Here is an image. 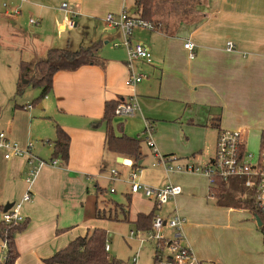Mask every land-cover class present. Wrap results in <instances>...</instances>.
<instances>
[{
	"label": "crops",
	"instance_id": "1",
	"mask_svg": "<svg viewBox=\"0 0 264 264\" xmlns=\"http://www.w3.org/2000/svg\"><path fill=\"white\" fill-rule=\"evenodd\" d=\"M65 3L68 13L62 9ZM132 4L133 0H0V48L5 46L19 55V72L22 61L41 59L51 48L79 50L97 42L100 49L103 43H113L114 47L118 43L115 48L125 49L122 33L105 19L109 14H120L124 8L129 11ZM31 19L37 23L31 24ZM69 20L74 21L72 29L66 26ZM180 21L183 23H176ZM173 22L177 30L172 35L134 30L132 43H140L150 51L151 63L137 60L129 66L126 49L125 53L105 54L101 65H86L54 76L52 91L38 105L41 114L35 117L36 128L26 123L31 114H13L7 125L10 138L25 146L32 139L31 130L33 139L42 144L47 141L46 154L41 156L42 149L35 153L45 164L31 181L30 169L23 161L13 163L0 150V207L21 204L20 214L29 222L27 231L16 238L20 252L16 264H45L44 259L75 238L101 228L96 217L97 206H103L99 203L102 197L97 196V187L103 188L100 180L112 184L108 179L112 162L133 166L132 159L106 149V132L99 122L107 101L122 99L139 107L133 117L136 120H130L127 126L120 123L118 129L114 126L117 136H131L137 132L130 128L142 129V123L148 121L154 127L155 145L175 149L168 154L170 161L178 159L176 152L181 159L204 152L220 131L238 132L246 152L253 141L261 140L264 0H199L191 17L181 16ZM27 32L32 36L30 42L25 40ZM79 32L85 38L78 40ZM188 42L193 45V58L185 48ZM229 42L235 46L233 50L228 49ZM11 61L5 59L2 64ZM132 73L144 76L136 87L125 84ZM22 118L24 125L20 124ZM213 119L218 128L211 125ZM57 125L70 137L69 158L66 164L55 159L58 164L53 166L49 162L53 161ZM192 134L198 137L196 141L190 140ZM165 172L168 181L163 187L178 185L182 194L161 208L148 200L150 204L136 211L132 223L140 213L169 217L177 212L186 220L183 236L199 261L241 264L239 256L243 254V264H264L263 235H256L257 223L243 217L247 212L218 206L209 196V183H199L194 174ZM27 193L31 199L23 202ZM129 196L132 201L133 194ZM4 213V209L0 210V222ZM225 229L232 236L228 242L218 235ZM236 254L237 261L233 260Z\"/></svg>",
	"mask_w": 264,
	"mask_h": 264
},
{
	"label": "trees",
	"instance_id": "2",
	"mask_svg": "<svg viewBox=\"0 0 264 264\" xmlns=\"http://www.w3.org/2000/svg\"><path fill=\"white\" fill-rule=\"evenodd\" d=\"M163 5L169 13L180 14L181 16L191 17L199 3V0H133L128 14L137 20L151 23L155 31H160L165 35L176 33L177 24L172 21H164L156 18L155 10L158 4ZM178 24L182 21L176 22ZM100 45L97 42L91 43L88 47L79 50L51 48L45 57L33 62L22 61L20 64L21 80L26 79L29 84L41 90L35 105H39L42 100L52 91L54 76L61 71H75L86 65H101L103 60L99 53ZM21 80L18 82L17 90H23ZM21 83V85H20ZM124 100L107 101L104 106V114L99 122L105 128L106 149L118 155L125 156L133 160V167L138 168L145 156L142 152V142L139 137H131L124 133L117 136L114 129V119L116 110ZM213 127H217L215 119L212 120ZM57 138L53 142V155L51 160L60 159L65 164L69 158L70 137L61 128L56 126ZM261 151L264 148V131L261 134ZM211 180V179H210ZM245 178H230L223 180L213 177L209 183V196L216 200L220 207L234 208L247 212L256 221L258 218L262 225L259 227L263 235L264 242V210H262L255 200V191L245 185ZM97 196L102 197L103 209L97 206L96 217L98 220L119 221V216L129 220L131 197L128 196L126 204H118L108 198L106 189L97 187ZM107 205V206H106ZM5 207H0L3 210ZM154 213L137 215L134 224L137 231L142 233L152 229ZM29 222L24 220L21 223L0 222V241L7 247V254L4 261L0 264H16L20 257L17 248L16 238L25 233ZM137 233V232H136ZM107 231L102 228L89 230L85 235L72 240L66 247L56 252L51 257L44 259L45 264H126L122 260L111 256L106 251L108 244ZM156 253L154 264L164 263L168 258L167 251L163 249L162 243H155ZM161 252V254L159 253ZM166 260V261H165Z\"/></svg>",
	"mask_w": 264,
	"mask_h": 264
},
{
	"label": "rangeland",
	"instance_id": "3",
	"mask_svg": "<svg viewBox=\"0 0 264 264\" xmlns=\"http://www.w3.org/2000/svg\"><path fill=\"white\" fill-rule=\"evenodd\" d=\"M128 3H130V0H128ZM126 5V4H125ZM121 14V13H120ZM120 14L114 15L115 18H117ZM155 16L156 18L163 19L164 21H169L170 18H173V21H176V18L181 17L180 14L169 13L166 8L161 6L159 3L155 10ZM80 28V27H79ZM139 28H136L137 30ZM78 30V29H77ZM69 33V32H68ZM79 36L77 37L78 40H81L83 37V34L81 35V32H79ZM25 40L31 41L29 38L32 39V36L27 32L26 33ZM1 41V40H0ZM120 42V41H119ZM118 44V43H114ZM124 48H115L113 46V43L109 44H101V51H100V57L103 59L105 58V54H113V53H120L124 52ZM8 58L12 59L11 63H7L5 65L2 64V60H8ZM18 59L19 55L17 53H14L11 50H8V48H5V46L0 48V132H3L7 135L8 138V132L9 128L7 125L11 122V120L14 118V113L19 112L22 114H31L32 116L28 119H26V123L31 128H36V125L38 123V120H35V117H40L41 112L38 110V105H35L36 100L39 98L41 94V90L32 86V84H29L26 79L21 80L20 72L18 70ZM128 60V57H127ZM15 62V63H13ZM14 70L16 72H14ZM16 73V74H15ZM14 76V79H13ZM21 80V83L23 84V90L18 91L17 90V82ZM20 83V85H21ZM43 101V100H42ZM29 106H31L29 108ZM133 117H124V116H116L114 121V126L116 129H118V125L120 123H124L125 126L132 120ZM33 120V122H32ZM136 120V119H133ZM32 122V125H31ZM143 122V121H142ZM20 124H25V119L22 118L20 121ZM50 125V124H48ZM103 127V126H102ZM125 128V127H124ZM105 130V128L103 127ZM133 133L131 136H139L142 142V152L145 156L143 164L138 167L134 168L131 163L125 162L124 164H116L115 162L110 163L108 171L115 170L119 173V176L117 177L116 181L113 182V184H110L106 180H100V186L103 187V189H106L108 197H110L114 202L118 204H126L127 198L131 193V185L133 181L130 179V175L133 171H141L139 181L142 184H146L151 187H163V184H165L168 179L166 177V167L164 164L160 162V157L154 153V149L147 143V133L145 132L146 125L142 123V129H139L138 127H132L130 128ZM118 131V130H117ZM127 133L126 131H124ZM30 135L32 139L35 137L31 130ZM129 135V134H128ZM213 137V136H212ZM29 140L25 146H23L21 143L16 141L13 138H10L11 142L13 144H16L18 149L22 152L20 155H15L11 157V162L13 163H21L23 161L25 168L27 167L30 169V165L28 164V160L34 157H36L35 153H39L42 149V152L40 153L41 156H44L46 154L45 147L47 146V141H45V144H42L39 141H36V139H33L34 141ZM198 137L196 134H192V137H190V140L196 141ZM217 140L218 137H216L214 140L210 142V144L207 146L204 152H197L194 157H188L185 159H181V155L176 152L178 155V159L168 161V166L177 167L179 165L194 167V170L187 171L184 170L185 173H189V176H192L191 174H194V179H196L199 183L207 184L209 183L208 175L205 172V166L208 164L211 158H214L216 155L217 150ZM253 141V140H252ZM157 147V150L159 152V155L164 156L166 158H170L171 152H175V149L171 148L168 149L166 146L164 147ZM36 148V149H35ZM36 150V152H34ZM30 151V153H29ZM179 151V150H177ZM3 153V150H2ZM247 155H251L252 158L244 160L250 164L251 166L258 165L260 161V155H261V144L260 141H253L251 148L246 152ZM5 154V152H4ZM108 155V154H107ZM167 155V156H166ZM111 157V156H110ZM37 158V157H36ZM45 159H49L48 157H42ZM39 159V158H38ZM107 159H109V155L107 156ZM113 160V158H112ZM25 173V171L23 170ZM191 178H188V181ZM152 180L156 181L159 180L160 182H152ZM25 185V184H24ZM28 183H26V188H28ZM114 189L116 192L111 193V190ZM22 198V197H21ZM22 200V199H21ZM21 200L17 202H21ZM149 199L145 197L144 194H133L132 201L130 204V215L129 220H125L122 218V216H119V221L114 220H100L98 221V224L100 227L107 231L108 234V245L110 248L113 249V251L110 253L111 256H114L120 260H122L126 264H154V256L157 251L156 245L154 242L147 241L142 243L139 239L142 234V232L137 231L135 224L132 223V217L134 218V214H136V211L143 210V206L148 203ZM137 203V204H136ZM170 204V203H169ZM167 205V204H166ZM164 206V205H163ZM165 207V206H164ZM170 205H168L166 208H169ZM103 209V206L101 207ZM244 218H249L250 222L253 224H256V221L254 223V219L249 214L243 215ZM137 232L136 235H133L131 232ZM255 233L256 235H262L261 231L259 230L258 225L255 226ZM218 235L222 239H224L226 242H228L229 239L232 238L229 230H224V233L221 234L218 232ZM241 236V235H240ZM218 240V239H216ZM262 240V237H261ZM261 241V245H262ZM263 247V245H262ZM264 249V247H263ZM158 252V251H157ZM261 252H264L261 251ZM0 261H4L6 254H7V247L0 242ZM161 254V252H159ZM237 255H234L233 260L237 261ZM239 256V255H238ZM239 263L243 264L245 262V257L243 254L239 256ZM204 262V261H203ZM220 262L221 259H220ZM205 264H214L212 262H204ZM158 264H164V263H158ZM251 264V262H250Z\"/></svg>",
	"mask_w": 264,
	"mask_h": 264
},
{
	"label": "built area",
	"instance_id": "4",
	"mask_svg": "<svg viewBox=\"0 0 264 264\" xmlns=\"http://www.w3.org/2000/svg\"><path fill=\"white\" fill-rule=\"evenodd\" d=\"M21 2H29L30 0H20ZM67 4L62 5V9L68 13ZM15 14H19L18 10H14ZM106 22L113 28L120 30L123 36L122 45L125 47L129 66L137 60H144L147 63H151V53L142 44L132 43L133 32L136 28L147 29L155 31L151 23L137 20L130 17L126 8H124L121 14L115 18L113 14H109L106 17ZM31 24L37 22L33 19L30 20ZM67 28H74L75 24L73 20H69L66 23ZM119 44H115L118 47ZM233 43H228V49H234ZM185 48L190 51V58L194 57L193 45L188 42ZM132 68V67H131ZM133 69V68H132ZM144 79L141 74L132 73V75L126 80L125 84L128 87H136ZM31 107V106H30ZM29 107V108H30ZM139 109L137 105L129 103H120L116 110V116L134 117L136 111ZM147 133L146 141L154 149V153L160 157V162L165 165L167 172H184V170L192 171L194 167L182 166L177 167L168 166V158L159 155L157 147L154 141V127L152 123L146 121L145 123ZM0 150L5 152V159H11L12 156L20 155L22 152L18 149L16 144H13L7 135L0 132ZM30 153V151H29ZM252 158L251 155H247L246 151L241 146L240 134L238 132L220 131L217 140V150L215 158L205 166V172L208 175L209 183L213 177H219L223 180L230 178H245V185L248 188H252L255 191V200L258 206L264 210V148L261 151L260 161L258 165L251 166L244 159ZM50 165L56 166L58 160L49 162ZM30 165L29 179L35 175L38 168L45 164L43 160L38 157L32 156L28 160ZM141 171H133L130 175V179L133 181L131 185V193H142L145 197L153 201L157 208H161L163 205L168 204L172 200H175L182 194V188L178 185L168 184L162 188L151 187L146 184H142L139 181ZM119 173L115 170H111L109 180L113 184L116 181ZM211 179V180H210ZM115 190L112 189L111 193ZM31 199V195L27 193L23 197V202H28ZM21 204L13 205V207L3 215V220L6 223H21L24 218L20 214ZM186 220L181 217L177 212L169 217H164L161 214H156L152 222V229L148 232L142 233L140 240L142 243L151 241L154 243H162L163 249L167 251L168 258L170 260L164 262V264H205L199 261L191 252L187 246L185 238L183 236V226ZM133 235L137 233L131 232ZM110 250V246L107 244L106 251Z\"/></svg>",
	"mask_w": 264,
	"mask_h": 264
},
{
	"label": "water",
	"instance_id": "5",
	"mask_svg": "<svg viewBox=\"0 0 264 264\" xmlns=\"http://www.w3.org/2000/svg\"><path fill=\"white\" fill-rule=\"evenodd\" d=\"M12 207H13V204L6 205L4 208V212L5 213L8 212ZM256 223H257L258 227H260L262 225L261 221L258 218L256 219Z\"/></svg>",
	"mask_w": 264,
	"mask_h": 264
}]
</instances>
